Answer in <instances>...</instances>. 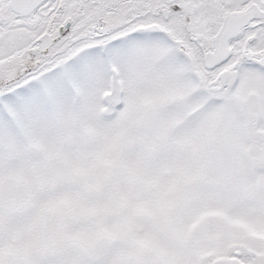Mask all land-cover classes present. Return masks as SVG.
<instances>
[{
    "label": "snow or ice",
    "instance_id": "1",
    "mask_svg": "<svg viewBox=\"0 0 264 264\" xmlns=\"http://www.w3.org/2000/svg\"><path fill=\"white\" fill-rule=\"evenodd\" d=\"M0 264H264V0H0Z\"/></svg>",
    "mask_w": 264,
    "mask_h": 264
}]
</instances>
